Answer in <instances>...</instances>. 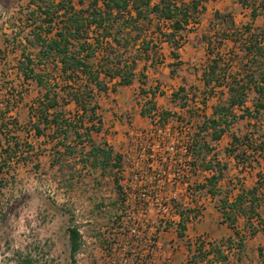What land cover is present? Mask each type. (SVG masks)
Returning a JSON list of instances; mask_svg holds the SVG:
<instances>
[{"label": "rangeland", "instance_id": "rangeland-1", "mask_svg": "<svg viewBox=\"0 0 264 264\" xmlns=\"http://www.w3.org/2000/svg\"><path fill=\"white\" fill-rule=\"evenodd\" d=\"M27 1L0 0V40H14L20 25L18 8ZM242 1L207 0L206 10L200 12L199 24L191 22L182 31L181 40H185V45L181 50L179 63L171 66V47L168 43H163L154 62L155 66H151L150 61L140 62L141 69L147 63L146 85L136 81L129 87L119 86L116 92L102 94L100 101L103 129L100 133L94 132L93 136L96 142L105 144L104 147L111 148L114 153L124 151L127 132L132 127H149L159 116L193 122L197 128L196 138L205 146L202 145V151L196 156L199 171L195 173L193 192L188 199L187 208L184 209L189 217L202 211L210 198L220 203V196L213 199L206 189H197L211 173L205 170L209 163L222 169L226 165L224 182L221 179V186L218 187L223 189L225 185L228 186L226 190L232 191L233 188L238 191L255 186L258 173L264 167V159L252 151L262 140L260 134H264V110L256 119L250 116L239 117L230 132L218 141L212 139L211 130L201 128L206 118L212 114L213 106L223 100L217 97L218 94L212 96L208 89L205 95L202 78L209 62L206 43L208 40H215L218 35L211 30L210 21L215 18L225 26V16L231 12L241 29L239 31H242L245 22L250 20L249 12ZM250 1L249 3L255 2ZM89 2L90 0H85L84 6ZM77 6L80 7L78 2ZM215 10H220L223 18L213 16ZM150 18L153 21H147L145 27L154 30L158 18L155 13ZM253 24L264 26V17H260ZM163 27L166 29L168 25L164 24ZM6 34H9L8 37ZM22 36L25 34L22 33ZM237 38H241L240 34H237ZM215 46H220L226 71L234 75L240 73L241 58L244 56L241 43L228 41L226 45H219L216 42ZM12 49L14 48L10 44L0 50V72L10 76L15 73ZM163 62L169 65H163ZM172 68L175 70L174 74L171 72ZM181 87H184V91ZM219 90L223 88L220 87ZM154 91L157 93L154 94ZM218 92L223 94V91ZM174 93L177 95H173ZM253 96L255 97L252 94L248 98L249 106L255 104ZM243 113L240 110L234 112L235 115ZM159 120L163 122L162 118ZM233 133L240 136L243 143L233 141ZM246 134L252 135L254 141H243ZM70 141H73L71 135L67 141L69 146H62L61 154L56 156L57 146L51 141L24 143L22 151L28 154L21 155L0 174V177L8 180L0 188V264H26L24 260L29 257L33 259V264L97 263L100 248L104 244L98 227L114 216L121 206L120 183L117 178L119 166L122 164L116 165L114 154L109 161H103L104 155L100 154L95 163L94 159H87L86 151H78L73 155L70 146L74 143ZM247 144L250 146H246L247 152L243 154ZM65 149L67 150L64 151ZM262 187L264 188L263 185ZM181 201L177 202L178 206L182 205ZM251 221L253 226L248 223L246 227L241 225L242 231L244 230L242 236L230 240L233 247L230 254L233 256L229 262H234L237 258L241 261L243 258L244 263L241 264H255L257 260V264L264 263V247L260 246L258 249L255 244L254 247L251 245L247 248L250 235H253L255 228H259L257 219H250L249 222ZM71 227H77L81 233V246L75 255H72L69 239ZM179 230V227L166 229L161 239L163 250L171 253L173 257L176 256L178 248H172L171 240L179 238ZM185 234L187 236L186 231ZM184 244L187 245L186 251L191 248L187 241ZM227 245L228 242L225 247Z\"/></svg>", "mask_w": 264, "mask_h": 264}, {"label": "trees", "instance_id": "trees-1", "mask_svg": "<svg viewBox=\"0 0 264 264\" xmlns=\"http://www.w3.org/2000/svg\"><path fill=\"white\" fill-rule=\"evenodd\" d=\"M205 1L158 0L154 3L153 0H90L88 5L84 6L85 0H77L80 5L78 7L76 0H28L26 4L19 6L20 25L19 31L15 32L13 44L21 45L23 59L19 63V69L25 79L36 80L44 90L33 108L36 117L33 128L37 135H44V129L48 127L53 129L49 137L55 141L58 149L54 156L61 154L62 146H69L67 141L71 135L73 141L70 142L74 144L70 148L73 155L78 151H86L87 159H94L95 163L100 154L104 155L103 161H109L114 154L116 165L122 163L121 153H114L111 148H105V144L96 142L93 136L94 132L100 133L103 129L100 104L102 94L116 92L119 86L131 85L136 78L141 83H146V62L150 61V65L155 66L154 62L163 43H168L171 47V55L175 59V62L170 63L171 66L179 63L178 49L181 47L182 31L191 22L199 23V15ZM253 5L254 10L259 9L264 13V0H260L257 6ZM152 13L158 18L154 30L145 27L148 22L153 21V18H150ZM217 16L223 18L219 12ZM226 21L229 26L234 25L230 18H226ZM164 24H167L168 28L164 29ZM22 33L25 36H22ZM215 34H218L215 40L207 42L210 60L202 75L205 95L206 89L212 94L223 91L219 88H223L228 71L223 64L220 46H215L216 42L223 45V38L226 36L223 33V24L220 23V28ZM258 39V34L254 33L248 42H244V58L241 60L244 67L257 63L258 78L255 79L254 75L248 76L247 79L229 75L230 97L225 102L220 100L201 126L212 131L214 141L220 140L238 117L250 116L256 119L264 110V46ZM142 61L146 62L141 69L139 66ZM171 72L174 74L175 70L172 68ZM252 87L258 94L255 110L252 112L245 109L243 114L235 115V108L246 104L247 94ZM180 89L184 91V87ZM220 98H223V94ZM71 102L75 103L77 110L74 115L66 116L65 107ZM160 118L163 122L168 119L165 115ZM18 131V122L8 116V111L1 110L0 174L7 165L14 163L24 153L28 154L22 151L23 144L28 141L23 140ZM260 136L262 140L252 151L264 159V134ZM253 138L252 135L246 134L243 141L253 142ZM234 140L242 142L237 134H233ZM202 145L205 146L195 137V156L202 151ZM247 147L243 154H246ZM225 169L226 165H223L222 169L209 163L205 170L211 173L197 189H206L213 197L220 196L217 207L223 214L224 221L232 227L236 220V215L231 212L234 209L248 221L257 219L259 228L264 230V214L259 208L264 202V197L258 193L260 186L264 185V172H259V186L242 188L236 197L230 200V191H223L218 187L221 186L220 181L224 177ZM5 179L0 177V188L6 185L8 180ZM117 180L119 181V177ZM188 219L189 216L182 211V220L179 223L180 237L185 236ZM69 239L72 255H75L81 246V233L77 227L69 229ZM227 242V248H233L230 240ZM196 249L191 261L203 260L206 255L202 245ZM209 253H213L223 264L229 263L228 255L220 245H212ZM24 262L33 264V259L25 258Z\"/></svg>", "mask_w": 264, "mask_h": 264}, {"label": "built area", "instance_id": "built-area-1", "mask_svg": "<svg viewBox=\"0 0 264 264\" xmlns=\"http://www.w3.org/2000/svg\"><path fill=\"white\" fill-rule=\"evenodd\" d=\"M159 119L127 132L119 169L121 206L98 227L104 244L96 264H173L161 239L166 229L179 227L193 192L199 171L194 151L197 128L193 122ZM220 246L223 249V243ZM209 249L206 258H216Z\"/></svg>", "mask_w": 264, "mask_h": 264}, {"label": "crops", "instance_id": "crops-1", "mask_svg": "<svg viewBox=\"0 0 264 264\" xmlns=\"http://www.w3.org/2000/svg\"><path fill=\"white\" fill-rule=\"evenodd\" d=\"M249 1L250 0L242 1L243 5L245 3V9H247V11L249 12V19H250L249 20L250 22L249 21L245 22L246 24L243 26L244 29L242 31H239L241 29H239L236 23V20L234 19L233 14L231 12L230 14H227L225 16V18H230L231 22H233L234 25L229 26L226 23L224 26L223 24V33L226 35V36L224 35L225 37L223 38V45H226L228 41H234L237 44L241 43L242 48H243L244 42L247 41L251 37V35L256 33L259 36L258 40L260 41V44L264 46V29H262L264 28V26H258L257 24H253L254 21H258L260 17H264V13L261 12L259 9H255L256 11L253 9V6H254L253 4H256L257 6L260 0H254L255 1L254 3H249ZM206 2L207 0L204 2V7L202 8L201 13L204 12V10H206V6H205ZM218 12L221 13L220 10H215L213 16L217 17ZM224 21L226 22V20ZM210 22H211L210 28L211 30H213V33H214L217 29L220 28V23L217 22V19L215 20V18L213 21L211 20ZM237 34H240L241 36L240 39L237 38ZM8 35L9 34H6L7 37ZM184 43H185V40L183 39L181 41V47L178 49L179 53H181V50L183 46L185 45ZM10 44L14 48L12 49V51L14 53L13 63L15 67L13 68L15 70V73L13 74V76H10V75H6L3 72H0V112L1 110L8 111V116L12 120H16L18 122V126H19L18 133L21 135V138L23 140H27L28 143L33 144L37 140L51 141L54 143L55 141L51 140V138L49 137V133H51L53 130L51 127L44 129V135L43 134L37 135L35 133L33 124H34V120L36 117H35L33 108H35L37 100L43 94L44 90L40 85H38L36 80L34 79L26 80L24 74L19 69V63L23 59L21 45L15 46L13 44V40L12 41L0 40V50L5 49ZM206 49H207V43H206ZM242 58H244V56ZM251 60L253 62L255 61V59H251ZM171 61L175 62L174 57L171 58ZM167 64H168L167 62H163V65H167ZM242 64L243 63L241 62V65ZM257 69L258 67L256 63V64H253V66L250 65V66L244 67L242 65V70H240V73H237L236 75L231 74L230 71H227L226 80L223 83V102L228 100V98L231 95L228 90V87H229L228 81L230 80L229 75L233 77L243 78V79H247L248 76L254 75V78L256 79L258 78V75H259V72ZM136 81H139L141 83V81L138 78H136L131 85L123 86V87L132 86L135 84ZM146 83H141V84L146 85ZM216 94H218L217 97L220 99L221 95H220V92L218 91L212 94V96H216ZM252 94L255 95V97L254 96L253 97H254V100L256 101L258 94L253 87L248 92L247 98H249V96H252ZM100 101H101V98H100ZM255 107H256V104L249 106L248 99H247L246 104L241 107H236L235 111L236 110L244 111L245 109H248L249 111L253 112L255 110ZM76 110H77V107L75 103L73 102L69 103L65 107L66 116L74 115ZM101 111H103L102 105H101ZM247 117L248 116H245L242 118H247ZM234 123L232 124V126L234 125ZM24 125L27 126V128ZM232 126L230 127V129L232 128ZM228 132H230V130L225 132L223 136H225ZM261 172H264V167L262 168ZM225 174L223 177V182L225 179ZM258 176H259V173H258ZM255 186H259V177L257 180V184ZM226 188H228V186L223 185V191ZM241 189H238V191H235L234 188H233V191L229 189L230 200H233L234 197H236V195L239 193V190ZM246 189H250V188H246ZM258 193H260L261 197L264 196L263 195L264 188L262 187V185L260 186ZM208 194L213 199L215 198L209 192ZM259 208H260L261 213L264 214V210H262L264 209V202ZM231 212L234 214V216L236 215L234 227L229 225L228 222L224 221V216L221 213V211L218 209L217 202L214 200L212 201L210 198L208 202L206 203V205L202 207V211H200L197 215L193 217L192 216L189 217L188 222H187V229H186L187 236L185 234L184 237L179 236V238H175L174 240H171L173 244L172 246H174V249L178 248L177 250L178 252H176L175 254L176 256L175 257L172 256L173 264H223V261L217 258H213V257L210 258L209 256L207 258L205 256L203 260L191 261L193 254L197 251L196 249L197 246L202 245L203 252L206 255L207 254L206 251L208 250V247L211 248L212 245H217V244L220 245L222 243H223V248L226 254L228 255V262H229L233 256V254H230L231 253L230 251H232L233 248L228 249V250L225 249L227 248L225 247L227 244V240H232V239L242 236L243 231H244V230L242 231V228H243L242 226L246 227L247 225L246 223L252 226L254 225L252 221H251L252 223L251 224L244 215H242L239 212H236V210L232 209ZM202 238L206 239V242L204 244L200 243V240ZM251 240H253L252 243L250 242ZM184 241H187L188 243L191 244V248L188 249L187 251L185 250L187 245L184 244ZM248 242H249L247 246L248 249L251 247V245L252 247H254L255 244L259 247L258 249H260V246L264 247V230L258 227L255 228V233L253 235H250ZM244 258L248 259L247 257H244ZM258 262L259 261L257 260L255 264H257ZM230 263L231 264H241V263H244V259L242 258V260L240 261L239 258H237L234 262L231 261L229 262V264ZM260 264H264V263L260 262Z\"/></svg>", "mask_w": 264, "mask_h": 264}]
</instances>
